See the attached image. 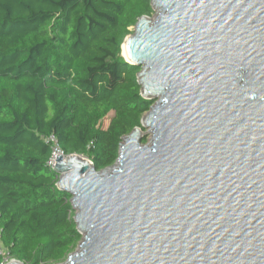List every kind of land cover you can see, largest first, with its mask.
Instances as JSON below:
<instances>
[{"label": "water", "instance_id": "water-1", "mask_svg": "<svg viewBox=\"0 0 264 264\" xmlns=\"http://www.w3.org/2000/svg\"><path fill=\"white\" fill-rule=\"evenodd\" d=\"M151 1L122 56L155 104L112 167L55 161L82 235L63 264H264V0Z\"/></svg>", "mask_w": 264, "mask_h": 264}, {"label": "trees", "instance_id": "trees-1", "mask_svg": "<svg viewBox=\"0 0 264 264\" xmlns=\"http://www.w3.org/2000/svg\"><path fill=\"white\" fill-rule=\"evenodd\" d=\"M151 2L0 0V264H63L81 242L46 139L99 172L117 162L155 104L122 56Z\"/></svg>", "mask_w": 264, "mask_h": 264}, {"label": "built area", "instance_id": "built-area-1", "mask_svg": "<svg viewBox=\"0 0 264 264\" xmlns=\"http://www.w3.org/2000/svg\"><path fill=\"white\" fill-rule=\"evenodd\" d=\"M46 142L47 143H52V150H53V153H52V157L50 158L49 162H48V165L53 169L54 168V165H55V161L57 159L58 156H65L63 154V152L61 151L60 147H59V143H58V140L57 138L52 135L51 137L47 138L46 139ZM0 254H5V250L3 249V247L0 246ZM9 260L6 259L5 260V263H7Z\"/></svg>", "mask_w": 264, "mask_h": 264}, {"label": "bare ground", "instance_id": "bare-ground-1", "mask_svg": "<svg viewBox=\"0 0 264 264\" xmlns=\"http://www.w3.org/2000/svg\"><path fill=\"white\" fill-rule=\"evenodd\" d=\"M123 54L126 56V47H125V45L123 47Z\"/></svg>", "mask_w": 264, "mask_h": 264}, {"label": "rangeland", "instance_id": "rangeland-1", "mask_svg": "<svg viewBox=\"0 0 264 264\" xmlns=\"http://www.w3.org/2000/svg\"><path fill=\"white\" fill-rule=\"evenodd\" d=\"M108 123H109V120L107 119V120H105V122H104V124H105V126H107L108 125ZM148 136V135H147ZM149 137V136H148Z\"/></svg>", "mask_w": 264, "mask_h": 264}]
</instances>
